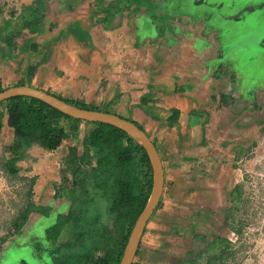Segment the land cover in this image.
I'll return each mask as SVG.
<instances>
[{"label": "crops", "instance_id": "obj_1", "mask_svg": "<svg viewBox=\"0 0 264 264\" xmlns=\"http://www.w3.org/2000/svg\"><path fill=\"white\" fill-rule=\"evenodd\" d=\"M219 1L0 0V86L31 85L134 121L160 158L157 205H217L238 176L231 147L264 128V46L250 52L235 31L219 36ZM239 90L253 95L251 108L231 104ZM11 137L4 116L0 142ZM34 172L33 202L52 205L53 169Z\"/></svg>", "mask_w": 264, "mask_h": 264}, {"label": "rangeland", "instance_id": "obj_2", "mask_svg": "<svg viewBox=\"0 0 264 264\" xmlns=\"http://www.w3.org/2000/svg\"><path fill=\"white\" fill-rule=\"evenodd\" d=\"M150 1L152 2V0H143L147 5H149ZM120 3L122 4V0H120ZM235 62H238L239 68L244 67L241 71L245 76L251 77L254 75L251 63L246 64V61L244 62L240 59ZM259 62L260 60L256 64ZM247 82H252L245 84L249 91L258 96L255 88L256 81L248 80ZM233 87L234 89H240L236 84ZM251 93L248 92L244 98L239 90L237 93L238 97H234L233 95L235 94L232 95V99L229 94H226L225 97L228 100V104H230V99L232 100L231 104H234V106L239 103V106H236V108L243 111L246 106L250 107L253 104L254 99ZM218 101L222 102V99L219 98ZM88 126L89 124L80 123L78 135L74 138L70 135L65 136L66 138L63 137L64 139L61 140L57 149L46 150L37 144H31L26 149L27 155L23 159L16 161L17 172L15 175H10L1 170V157L7 154L6 150H4L7 143L2 145L0 142V236L6 232H12L13 219L26 205L27 200L32 199V177L35 176L34 171L41 172L43 169L48 171L52 168L53 174L57 175L55 180L57 184L60 176L65 175L68 181L66 182L65 180L63 184L70 185V173L66 168L64 158L68 156L67 149L70 145H76L75 151L77 153L80 152V138ZM248 134H250L251 139L244 146L249 147V144L253 145L250 146L249 150L247 147L246 150H242L243 148L240 146V150L244 155L241 157L238 165L242 180L241 191L243 198L242 201L238 202L240 205L238 216H240L241 224L239 233L234 239L236 244L230 249L232 256L228 254L227 257L224 256L221 259V262H215L214 264H264V131H258L253 128L250 129ZM68 136L70 137L68 138ZM226 192H231V187ZM92 195L89 194L88 196L89 205H76V203L71 202L69 189L64 190L63 196L60 195L55 198L57 204L60 203V205L56 207L57 210L53 217L54 223L56 221L59 222L63 218L61 207L68 204L69 200L70 204L72 203L70 206L74 209L82 206L81 213L76 217L78 220L75 226H81L80 229L85 239L84 245L78 244L77 233L80 230L79 232L77 231L78 228L73 230L72 227L74 226L71 224L66 225L59 233V237L62 239L70 237L69 241L72 244L69 242L65 245V248L63 247V250L66 251V258L62 259L61 263L75 264L77 252L80 253L83 249L88 250V244H91V242L98 245V234L102 228L106 227L107 223L109 225L112 223L114 237L119 233L115 227L117 222H111L110 220L108 222L106 220L109 217L107 213L109 205H102L100 198ZM228 203H230L229 200ZM188 207L189 205H160L155 209L151 218L146 222V231L142 236L141 247L143 248L144 245L149 246L142 256L143 260H145L144 264H177L183 258L184 260L192 259L196 252H200L204 248V243L200 241L201 239L195 240L193 238V234L195 233L202 234L205 239H210L213 235L234 238L235 233H232L229 227V217L223 213L224 205H200L198 208L200 215L194 214L192 216H189V213H187L189 212ZM189 209H192L191 206ZM57 213L62 217H58L59 220H57ZM157 219H161L160 226L156 225L155 221L152 224V221ZM162 221H164V224L168 223L169 228H166L162 224ZM210 221L212 223L209 224ZM184 224L187 227L183 226ZM162 227L163 231L159 232L158 229ZM149 238L158 239V241L150 242V245H148ZM201 257L202 254H200ZM190 264H202V260Z\"/></svg>", "mask_w": 264, "mask_h": 264}, {"label": "trees", "instance_id": "obj_3", "mask_svg": "<svg viewBox=\"0 0 264 264\" xmlns=\"http://www.w3.org/2000/svg\"><path fill=\"white\" fill-rule=\"evenodd\" d=\"M52 94L79 107L99 109L78 100ZM4 116L6 124L12 129V137L4 148L7 154L1 161V169L10 175L16 174V161L27 155L26 149L31 144L52 150L57 148L62 138L68 134L72 138L76 137L80 123L89 124L81 136V152L77 154L75 146H70L68 150L66 168L70 170L74 183L71 201L76 205H89L88 196L92 193V196L105 200L110 211L111 209L115 211L119 233L112 242H109L110 238L105 237L104 241L97 238L98 245L94 242L88 244V250L83 249L75 255V264H86V257L92 250L102 247L104 249L102 254L92 259L90 264H117L128 230L142 209L150 189V165L142 146L124 130L114 125L72 117L32 96L15 95L0 101V126ZM33 179L34 177L32 181ZM236 200L237 202L243 200L241 188L237 191ZM229 207L226 208V216H229ZM39 208L42 207L35 204L32 199L27 200L26 205L13 219L12 233L19 232L28 213L36 209L39 211ZM81 209L82 206L69 210V213L75 214V223ZM236 209L239 210L240 205H236ZM240 225L238 219L236 222L238 231ZM218 238L226 239L221 235L211 237L210 248H215L216 245L217 248L202 260V264H214L221 262L228 254L232 256L229 244L220 242ZM78 239L77 243L83 246L85 240L83 236ZM63 247L65 248V244ZM65 252L63 250L61 253L62 259L66 258ZM90 255L89 257L92 256Z\"/></svg>", "mask_w": 264, "mask_h": 264}, {"label": "water", "instance_id": "obj_4", "mask_svg": "<svg viewBox=\"0 0 264 264\" xmlns=\"http://www.w3.org/2000/svg\"><path fill=\"white\" fill-rule=\"evenodd\" d=\"M221 2L219 1L216 4L217 24L215 28L221 34L226 30L238 33L241 40L245 43L246 49L250 52H254L258 47H261V43L264 41V0H227L226 3H223L225 6L222 7L220 6ZM219 36L221 35L219 34ZM15 95L36 97L72 117L114 125L124 130L143 147L151 170L150 191L142 209L130 227L118 260V264H129L146 220L154 209L161 193V163L150 139L134 122L116 113L79 107L31 85L16 84L1 89L0 101ZM228 200V194L221 196L220 201L218 200L220 205H224L223 213L225 216ZM190 206L192 209H189ZM199 206L189 205V212H187L189 216L200 215L198 212ZM53 214V209L50 210L48 215L41 214L37 209L29 212L20 231L14 233L5 245L0 248V264H46L45 259H42L38 252L35 251L34 244L37 236L45 233V227L49 226ZM211 217L213 216L211 215ZM210 223L212 222L210 221ZM183 226L187 227L185 224ZM166 228H169V224H167Z\"/></svg>", "mask_w": 264, "mask_h": 264}, {"label": "flooded vegetation", "instance_id": "obj_5", "mask_svg": "<svg viewBox=\"0 0 264 264\" xmlns=\"http://www.w3.org/2000/svg\"><path fill=\"white\" fill-rule=\"evenodd\" d=\"M222 1H225V0H222ZM218 33L220 35L223 34V33L221 34L220 31H218ZM262 45L264 46V41L261 43V46ZM261 59H262V55H260V57H259L258 60H261ZM21 84H23V83H21ZM14 85H16V84H14ZM9 86H11V85H9ZM6 87H8V86H3V87L0 86V90L3 89V88H6ZM45 91H47V90H45ZM47 92H49V91H47ZM1 101H3V100H1ZM99 110H101V109H99ZM103 111H106V110H103ZM250 112H252V110ZM255 117H257V115H255ZM132 122H134V121H132ZM79 126H80V124L78 125V128H80ZM259 129L261 131H264V128H259ZM260 130H258V131H260ZM248 132L244 135L245 139H243L241 145L240 144H237V145L235 144V145H233L231 147V151L233 152V157L231 159V164H232V167L237 168L238 176H237V180L235 181L234 185L231 186V190L232 191L230 193H227L228 194L229 201H230V203H228V205L230 206L229 207V210H228V215H229L228 217H229V220H230V222H229L230 230L232 231V233H235V234H234V238L233 239L231 237H227V236H226V239L225 240L224 239L221 240L220 238H218V240L220 242H223V241L224 242H227V245L229 244L228 246L230 247V249L236 244L234 239L237 237V235L239 233L238 228L236 227V222H237L238 219H240V216H238V210L236 209V205H239V203L236 200V197H237V191L240 190V188H242V180H241L240 171H239L240 170V167L238 165H239V162L241 160V157L244 155L243 152L240 150V146H242V148H243L242 150H244V149L246 150V147L249 150L250 149V146L253 145V144H251V145L249 144V147L248 146H246V147L244 146L245 144H247V141H249L251 139L250 134H248ZM147 137L149 138L148 135H147ZM150 141L152 142V144L154 145V147H155V149L157 151V148H156L153 140L150 139ZM252 143H253V141H252ZM80 144H81V138H80ZM70 146H75V150H76V145H70ZM69 147H68L67 151L69 150ZM81 150H82V144H81ZM81 150H80V152H81ZM79 153H77V154H79ZM4 157H5V155H3L1 157V161H2V159ZM68 157H69V153H68V156L64 158L65 163H66V159ZM159 160H160V158H159ZM196 164L198 165V163H196ZM66 167H67V165H66ZM191 168L196 170L197 169V166L192 165ZM3 172H5V171H3ZM68 172L70 173V170L69 169H68ZM34 175L35 176H34L33 182L35 181V178L37 177L36 174H34ZM56 178H57V175H56ZM56 178H55V180H56ZM66 178L67 177L65 175H61L58 184H57V181L55 182V180H53V182L51 184L52 196H50L53 203H52L51 206H49V205H45V206L44 205L43 206L39 205L40 207H42L41 209L39 208V212L41 214L48 215L49 212H50V210H52V209L54 210V214H55V212L57 210V208H56L57 205H60V203L57 204V201L55 200V198L56 197H59L60 195L63 196V193H64V190L65 189L66 190L69 189L70 196H71V189H72L73 184H74V183H72L71 173H70V180H69L70 185H68V184L64 185L63 184V182H65V180H66V182L68 181ZM150 181H151V172H150ZM33 182H32V184H33ZM161 187H162V185H161ZM149 191H150V189H149ZM70 196H67V197H70ZM70 200L68 201V204L63 205L61 207V212L63 213V216H62L63 218L61 216H59L60 215L59 213H57V215H58L57 216V220H59L58 217H61L62 219H60L59 222L56 221V223H54L53 222V218H52V220L50 221L49 226L48 227H45V233L43 235L37 236V238H36V241H35V244H34L35 249H36L35 251L38 252V255L42 259L43 258L45 259L46 264H66L64 262L61 263V260H62L61 253L63 252V244L66 245L69 242H70V244H72V242L69 241L70 237H67V238H64V239H62V238L59 237V233L61 232V230L64 229V227L66 225L71 224L72 226H74V227H72L73 230H75L76 228H78V230H77L78 232L80 230V232L77 233L78 234V238L79 237L82 238V236H83V233L81 232V229H80L81 226L80 225H78V227L75 226V221H74L75 220L74 219L75 214L69 213V210L72 208V206H70L72 204V203L70 204ZM100 201L102 202V205H106L105 200L100 199ZM157 204H158V200H157V203H156L154 209L150 213V216L146 220V222L151 218V216L155 212V209L158 206H160V205H157ZM210 205H214V204H210ZM217 205H220V204L217 203ZM108 209H109V206H108ZM109 211H110V209H109ZM109 211H107L109 217L106 220L108 222H109V220L111 222L112 221L117 222L116 221L115 211H113L112 209H111L110 212ZM80 213H78L77 216H79ZM54 214H53V217L55 216ZM112 227H113L112 223L110 225L107 223L106 227L102 228V230L100 232L101 234L99 233L100 236H98L97 238H100V239H102L104 241L105 237H107V238H110V239H108L109 242H112V240H115V237L118 234L115 235V237H114V235H113L114 231H113V228ZM115 227L118 229V226L117 225ZM129 230H130V228H129ZM129 230H128V232H129ZM145 231H146V223H145V225H144V227L142 229V232H141V235L139 237V241L137 243L135 252H134V254H133V256H132L129 264H144L145 263V260H143V257H142L144 255V251L145 250H143V248L141 247L142 236L144 235ZM11 234H14V233H12V232H10V233L9 232H6L4 235L0 236V247L3 245V243H5V241H7L12 236ZM127 235H128V233H127ZM126 238H127V236H126ZM193 238L195 240H200L201 239L200 241H202L204 243V248L202 249V251L196 252L194 254V257L192 259L189 258L187 260L186 259L184 260V258H183L181 260V262L180 263L178 262L177 264H190V263H194L195 261L198 262V261L204 260L207 255H210L217 248V245H216L215 248H212L211 249L210 248V246H211V243H210L211 240L210 239L211 238L210 239H205V237H203L202 234L195 233V234H193ZM99 246H101V245H99ZM122 249H123V246H122ZM103 251H104L103 247H102V249L101 248H98L96 250H92V252L90 253L92 256L89 254L91 257H89V255H88V257H86L87 263H86V260H85V263L86 264H90L92 262L91 260L92 259L93 260L96 259L100 254H102ZM121 252H122V250H121ZM200 254H202V257H201L202 259L200 258ZM120 256H121V254H120ZM120 256H119V258H120ZM225 257H227V256H225ZM47 262H49V263H47ZM117 264H118V262H117Z\"/></svg>", "mask_w": 264, "mask_h": 264}]
</instances>
